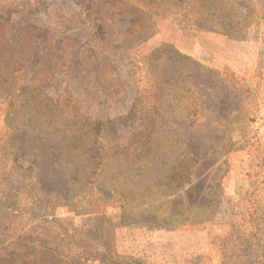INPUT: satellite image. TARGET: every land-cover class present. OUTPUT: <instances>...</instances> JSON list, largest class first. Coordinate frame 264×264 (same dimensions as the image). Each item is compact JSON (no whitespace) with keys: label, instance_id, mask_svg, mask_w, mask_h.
<instances>
[{"label":"rangeland","instance_id":"rangeland-1","mask_svg":"<svg viewBox=\"0 0 264 264\" xmlns=\"http://www.w3.org/2000/svg\"><path fill=\"white\" fill-rule=\"evenodd\" d=\"M100 15L74 0H0V156L9 169L16 154L11 178L42 201L14 211L0 180V264L74 258L63 230L90 233L100 217L112 264H161L150 233L201 226L202 252L179 264H264V0H103ZM25 86L44 108L19 104ZM98 121L120 153L103 152L92 176L62 131ZM238 169L251 183L242 221L214 227ZM101 237L81 241L103 252Z\"/></svg>","mask_w":264,"mask_h":264},{"label":"trees","instance_id":"trees-1","mask_svg":"<svg viewBox=\"0 0 264 264\" xmlns=\"http://www.w3.org/2000/svg\"><path fill=\"white\" fill-rule=\"evenodd\" d=\"M75 4L77 6L80 7V10L82 11V13L86 16L91 18L93 16V18L96 19V21H102V17L100 15L101 13V9L103 6V0H74ZM38 9H33V11H31L30 13L36 12ZM136 18V17H135ZM135 18H132V20H130V23L132 26H137L140 24H144V22H137V20ZM93 19V21L95 20ZM224 36H227L228 38L233 39V37L229 34V33H223ZM29 87L25 86V87H21V95L17 96V98L19 99V104H25V102L27 103H34L36 104L37 108L38 107H42L44 108V106L41 105L40 101H38V96L37 94L34 92L32 93L31 91H28ZM37 101L39 103H37ZM107 123H103V122H95L91 125H83V126H75L73 128H66L65 130L63 129V135L72 143H75L77 146H81L82 148L85 149V151H87V154L89 153L91 156V161L93 163V168L94 171L91 174L92 176L95 175V173L101 168V164L103 162V158H104V154L103 152H109L112 157H115L117 154L120 153V149L116 143V140L113 139V141H111V143H109V149H105L103 146V142L105 141V136L108 135L109 132L108 128L106 127ZM115 128H111V131H114ZM114 131V135H115ZM7 156L12 157V159L10 160L11 163H13L9 169H6V167L4 166V164H2L3 162V158L0 156V180H2L3 183H6L7 187L10 185H14V190L11 193V197H12V205H18V207H13L14 211H19L21 208L22 209H26L25 208V203L27 202L29 205L31 206H41L42 201H40L39 199H37L36 197H34L30 191L24 190V187L21 186V182L16 181L14 179L11 178V176H13V173H17L18 171H16L15 168V163H16V154L10 152L7 154ZM184 162H180V164H178L177 167L174 168V171L176 172V174H180L182 169L181 168V164ZM194 163H196L194 161ZM7 173V174H6ZM89 178H91V176H89ZM180 177L175 178L179 180ZM251 185V183H250ZM22 187V188H21ZM180 189L183 188V186L179 185ZM24 192V193H23ZM248 194V191L246 192V195ZM20 201L22 202V207L19 208V204ZM52 212L51 208H49L48 210L44 209L42 215H46L48 213ZM105 222V218L100 217L98 220V224L96 225V227H94L93 231H91L90 233H85L82 234L79 232V230L77 229H71L73 232L69 235L68 234V230H63V234L64 236L68 239V241H70L71 244H73L72 246L75 247V253L76 256L74 258H69V257H65V256H59V255H40L36 258L33 259H26V261H20L19 264H60L63 262V260H67V259H71L72 261H75V264H87V263H95L97 262L98 264H112V262L110 261V258L112 259H118V256L116 254H114V251H110V247H108V239H104L105 236H109V232L107 230V232L105 233L104 228L102 226V224ZM70 225V224H69ZM109 229L112 228V226L108 227ZM97 233H100V236H102L101 240H105L104 241V249L106 251L103 252H94L92 253L90 251V248L88 247V245L86 243H84V241H81L84 238H95ZM76 235L78 237H80L79 240H76ZM83 235V236H82ZM28 260V261H27ZM6 264H17L15 263L14 260H11L9 262L5 261Z\"/></svg>","mask_w":264,"mask_h":264},{"label":"crops","instance_id":"crops-1","mask_svg":"<svg viewBox=\"0 0 264 264\" xmlns=\"http://www.w3.org/2000/svg\"><path fill=\"white\" fill-rule=\"evenodd\" d=\"M196 54L200 56L199 52ZM260 121V123L263 122L261 127L264 130V118ZM238 170L235 175H231L228 179V187L223 197L224 202L219 204L214 227L226 228L230 225H238L242 221V198L249 189L250 181ZM150 234L149 249L151 251L149 254L151 257H159L162 254L164 260L162 261L163 258H160L161 264H179V260L184 258V255L202 252L207 243V233L203 226L195 234L179 228L173 231H155ZM155 251L156 255L152 253ZM171 254L177 259L176 262L172 261Z\"/></svg>","mask_w":264,"mask_h":264}]
</instances>
